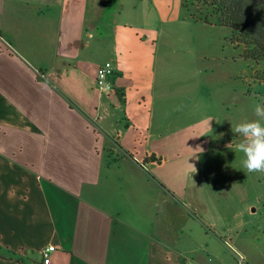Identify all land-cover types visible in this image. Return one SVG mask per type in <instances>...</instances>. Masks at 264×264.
<instances>
[{
    "label": "crops",
    "instance_id": "0c3cea01",
    "mask_svg": "<svg viewBox=\"0 0 264 264\" xmlns=\"http://www.w3.org/2000/svg\"><path fill=\"white\" fill-rule=\"evenodd\" d=\"M182 3L0 0V264H264L223 67Z\"/></svg>",
    "mask_w": 264,
    "mask_h": 264
},
{
    "label": "rangeland",
    "instance_id": "374dc122",
    "mask_svg": "<svg viewBox=\"0 0 264 264\" xmlns=\"http://www.w3.org/2000/svg\"><path fill=\"white\" fill-rule=\"evenodd\" d=\"M188 7L190 11L184 10V12L190 20L193 13L200 16V13L209 12L202 9L194 0H188ZM183 26L184 29H188L184 33H189L191 36L190 43L195 51V60L204 58L223 67L226 93L231 102V116L228 122L230 128L228 130L231 134L228 135L231 140L239 143L240 137L233 133L232 129L244 120L255 119V105L264 104V86L259 79L260 75L264 76V60L256 63L244 57L249 45L241 42L243 37H240L239 33L235 34L215 25L208 26L203 22L189 21ZM179 34L183 35V32L179 31ZM182 45L186 46L188 43L182 42L179 46ZM184 53L185 50L181 51L179 61H185ZM238 95L241 97V105L235 107L232 102ZM246 175L248 197H251V194L254 196L252 202L248 201V205L252 204L248 210V217L254 227L250 233L258 234L264 241V174L246 172ZM252 209L255 211L253 212Z\"/></svg>",
    "mask_w": 264,
    "mask_h": 264
},
{
    "label": "trees",
    "instance_id": "16d2710c",
    "mask_svg": "<svg viewBox=\"0 0 264 264\" xmlns=\"http://www.w3.org/2000/svg\"><path fill=\"white\" fill-rule=\"evenodd\" d=\"M205 13H193L195 22L218 26L239 33L242 43L249 45L244 52L246 59L256 63L264 60V0H194ZM183 9L190 11L188 0H183ZM245 39V40H244ZM251 45V46H250ZM264 86V76L259 78Z\"/></svg>",
    "mask_w": 264,
    "mask_h": 264
},
{
    "label": "clouds",
    "instance_id": "9594fccd",
    "mask_svg": "<svg viewBox=\"0 0 264 264\" xmlns=\"http://www.w3.org/2000/svg\"><path fill=\"white\" fill-rule=\"evenodd\" d=\"M254 116L255 119L244 120L232 129L240 137L235 151L243 154L241 164L248 173L264 174V104L255 105ZM227 147L231 149L232 142Z\"/></svg>",
    "mask_w": 264,
    "mask_h": 264
},
{
    "label": "built area",
    "instance_id": "2783aa9c",
    "mask_svg": "<svg viewBox=\"0 0 264 264\" xmlns=\"http://www.w3.org/2000/svg\"><path fill=\"white\" fill-rule=\"evenodd\" d=\"M115 75L114 67L111 62H106L99 66L96 76V87L97 89L104 94H110L113 91V84L111 79ZM55 251L54 246H50L43 250V264H49L50 255ZM238 264H246V259L240 253L235 252Z\"/></svg>",
    "mask_w": 264,
    "mask_h": 264
}]
</instances>
